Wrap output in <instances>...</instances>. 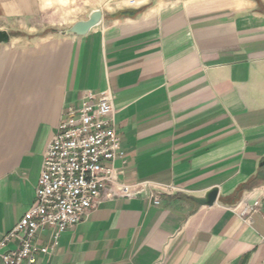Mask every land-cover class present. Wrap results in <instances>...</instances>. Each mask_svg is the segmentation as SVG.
I'll list each match as a JSON object with an SVG mask.
<instances>
[{
	"label": "crops",
	"instance_id": "obj_1",
	"mask_svg": "<svg viewBox=\"0 0 264 264\" xmlns=\"http://www.w3.org/2000/svg\"><path fill=\"white\" fill-rule=\"evenodd\" d=\"M132 2L93 6L70 26L94 9L102 23L67 36L36 33L57 0H0V242L34 202L66 111L109 91L116 179L160 203L106 199L36 264H264V0Z\"/></svg>",
	"mask_w": 264,
	"mask_h": 264
},
{
	"label": "built area",
	"instance_id": "obj_2",
	"mask_svg": "<svg viewBox=\"0 0 264 264\" xmlns=\"http://www.w3.org/2000/svg\"><path fill=\"white\" fill-rule=\"evenodd\" d=\"M115 113L109 91L87 92L78 106L66 111L45 151L34 202L0 242L2 264H36L39 254L53 253L61 234L106 199L148 194L154 204L160 203L149 183L116 179L114 163L124 153ZM260 206V200L238 205L240 215L249 219ZM47 228L53 229L49 242L40 245L38 235Z\"/></svg>",
	"mask_w": 264,
	"mask_h": 264
},
{
	"label": "rangeland",
	"instance_id": "obj_3",
	"mask_svg": "<svg viewBox=\"0 0 264 264\" xmlns=\"http://www.w3.org/2000/svg\"><path fill=\"white\" fill-rule=\"evenodd\" d=\"M118 1L120 2L121 0H57L58 15L56 17H53L52 21H44V28L37 30L36 33L43 34L49 31L52 32V30L58 28H68V26L70 27L71 22H74L79 18L86 17L93 6L102 5L103 7H108L109 3H114ZM132 1L133 0H127V3H133ZM61 19H66L67 22L60 24L59 20ZM55 21H58V24L52 23Z\"/></svg>",
	"mask_w": 264,
	"mask_h": 264
},
{
	"label": "water",
	"instance_id": "obj_4",
	"mask_svg": "<svg viewBox=\"0 0 264 264\" xmlns=\"http://www.w3.org/2000/svg\"><path fill=\"white\" fill-rule=\"evenodd\" d=\"M103 11L102 9H94L91 11L87 19H82L77 22H75L70 27L64 29L62 31L63 34L67 36H85L87 35L93 28L99 26L103 21ZM10 41V35L0 30V44H6ZM264 164V163H263ZM218 190L213 189L211 190L206 199H204L202 202L204 204L212 205L217 198Z\"/></svg>",
	"mask_w": 264,
	"mask_h": 264
}]
</instances>
